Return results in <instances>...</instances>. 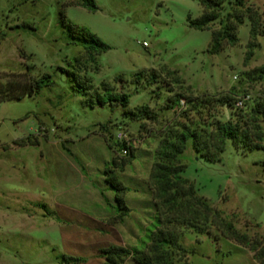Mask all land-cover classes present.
Returning <instances> with one entry per match:
<instances>
[{
  "label": "rangeland",
  "instance_id": "1",
  "mask_svg": "<svg viewBox=\"0 0 264 264\" xmlns=\"http://www.w3.org/2000/svg\"><path fill=\"white\" fill-rule=\"evenodd\" d=\"M94 1L93 11L78 0H0V264H63V255L105 264L101 250L111 245L144 249L155 224L149 176L161 134L182 124L209 132L231 117L227 106L191 110L186 99L248 95L243 120L264 100V0L225 4L207 30L187 21L201 15V0ZM237 11L245 15L237 42L208 53L211 32ZM62 17L110 49L88 61L80 44L68 43ZM75 58L93 89L128 93L127 110L147 106L155 118L131 116L116 102L86 106L61 71L77 67ZM45 73L52 85L25 95ZM177 95L183 105L170 108ZM259 124L262 148L244 151L226 140L220 159L209 161L188 139L180 159L197 194L264 243V119ZM106 170L127 187L122 220ZM178 230L189 252L178 264H259L215 226L208 234Z\"/></svg>",
  "mask_w": 264,
  "mask_h": 264
},
{
  "label": "trees",
  "instance_id": "2",
  "mask_svg": "<svg viewBox=\"0 0 264 264\" xmlns=\"http://www.w3.org/2000/svg\"><path fill=\"white\" fill-rule=\"evenodd\" d=\"M232 2L237 7L243 6V0H201L203 11L197 18H188L189 27L197 30L209 29L210 24L219 18L225 4ZM78 4L89 10L97 9L94 0H78ZM247 12L250 10L248 9ZM244 16L243 13L237 11L234 14L227 13L226 19L220 20L222 27L211 32L208 53L220 52L224 42L230 44L237 42V27L243 22ZM248 18L251 23L250 35L255 38L258 35L255 32L257 21L253 18V13L248 15ZM62 25L65 28L68 43L80 44L88 61H95L97 55L110 49L108 44L86 28L72 24L64 18ZM253 46V42H250L249 47ZM74 62L75 65L78 64L77 67L62 68L61 71L68 77L73 90L84 98L86 106L90 108L102 107L116 102L131 116L155 118L147 106H142L136 111L127 110L130 98L128 93L111 92L106 86L102 88V91L93 89L89 78L79 73V58H75ZM260 72H264V67ZM52 83L51 75L45 73L35 80L32 86L27 87L25 95L38 93ZM5 90L10 93L14 90L13 85L5 88ZM0 93H3L1 88ZM22 97L24 95L18 96L17 99L20 100ZM180 97L177 95L172 100L173 104L170 108L183 105L182 102L184 103V101ZM238 97L240 96L234 99L229 95H222L214 98L194 97L186 99L185 103L190 105L191 110L197 109L201 104L203 106L216 105L221 109L223 106H227L230 109L231 117L227 120L216 119L211 123L213 130L209 132L197 129L195 125L182 124L179 130L169 129L161 134L154 151V162L149 176L155 224L148 233V244L144 249L111 245L101 250V257L105 264H124L128 259H132L136 264H178L189 253L180 243L182 233L178 230V226L187 227L198 234H208L206 227L215 226L219 229L221 236L247 247L253 252V258L259 264H264V243L251 239L246 233L239 232L230 219L210 204L205 197L198 195L193 184L183 176L185 165L180 159L188 139L192 140L196 152L209 161L220 159L226 140H231L236 147L242 148L244 151L262 148L263 133L259 120L264 119V100L254 102L250 107L247 120H243L239 111L247 106L249 101L238 108L235 106ZM124 147L127 150L128 147L125 143ZM105 174L107 175L106 183L115 192L117 220H122L129 212L124 199L127 187L111 175V171L106 170ZM62 260L63 264H79L84 261L79 257L65 255L62 256Z\"/></svg>",
  "mask_w": 264,
  "mask_h": 264
},
{
  "label": "built area",
  "instance_id": "3",
  "mask_svg": "<svg viewBox=\"0 0 264 264\" xmlns=\"http://www.w3.org/2000/svg\"><path fill=\"white\" fill-rule=\"evenodd\" d=\"M248 100H249V96L248 95H242V96L238 97V99L236 100L235 106L238 107V108L242 107L243 104L245 102H247ZM182 104H183V102H182ZM117 136H118V138H121L123 135L121 133H118Z\"/></svg>",
  "mask_w": 264,
  "mask_h": 264
}]
</instances>
